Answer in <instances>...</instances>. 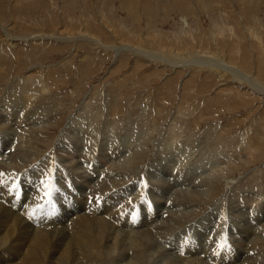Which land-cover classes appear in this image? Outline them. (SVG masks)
I'll use <instances>...</instances> for the list:
<instances>
[{
  "label": "rangeland",
  "instance_id": "374dc122",
  "mask_svg": "<svg viewBox=\"0 0 264 264\" xmlns=\"http://www.w3.org/2000/svg\"><path fill=\"white\" fill-rule=\"evenodd\" d=\"M184 16L188 21H183ZM0 21L17 39L13 38L16 44L8 51L5 27L0 24V104H11L12 98L5 96L29 75L53 82L45 94L34 96L27 108L38 110L30 114L32 120L21 122L22 127L34 123V134L27 144L32 156L22 173L16 168L10 175L14 194L20 188L31 202L27 203L30 221L41 217L37 207L51 206L43 212L48 224L43 229L55 231V237L48 239L46 253L52 262L47 264H57L56 254L64 247H60L61 231H74L67 217L78 207L76 194L81 200L88 199L91 189L83 193L81 187L87 189L92 184L96 197L107 194L103 187L128 192L130 216L140 214L142 218V212L153 207L158 214L152 220L156 225L168 210L189 217L200 208L182 227L152 240V247H156L147 252L152 254L148 264H163L159 253L169 252L172 240L180 243L182 237L186 238L183 242L195 238L205 250L215 248V244L220 247L222 242V246H230L236 237H244L257 222L264 221V93L224 68L213 70L206 64L188 63L189 58L201 59L204 53L219 51L244 76L264 83V0H0ZM79 27L103 41L83 40ZM122 38L130 45H120ZM127 46L135 50L121 49ZM156 55L172 62L153 59ZM47 74L54 76L55 82ZM86 103L100 110L96 119L79 118ZM16 111L26 118V109ZM173 125H179L180 137L175 141L169 138L168 129ZM6 134L0 132V136ZM248 138L256 142L251 156L243 153ZM113 148L118 151L115 159L108 156L98 161L99 151ZM63 150L92 156L80 159L86 175L66 169L62 160L70 164ZM35 157L40 159L37 165ZM41 160L47 165L39 168ZM174 163L179 166L169 171ZM162 168L173 175L162 173ZM182 169L191 174L179 175ZM92 170L94 175H90ZM209 178L219 179L224 187L218 198H209V204L194 209L178 206L181 196L201 192ZM234 190L239 191L235 194ZM137 203L140 210H135ZM90 205L85 216L99 215V209ZM164 205L171 206L167 209ZM148 222L141 223L140 229L148 228ZM228 236L232 243L225 239ZM13 245L11 242L10 249ZM111 254L113 259L103 264H129L130 257L118 249ZM17 257L5 264L18 263L22 255Z\"/></svg>",
  "mask_w": 264,
  "mask_h": 264
},
{
  "label": "bare ground",
  "instance_id": "6f19581e",
  "mask_svg": "<svg viewBox=\"0 0 264 264\" xmlns=\"http://www.w3.org/2000/svg\"><path fill=\"white\" fill-rule=\"evenodd\" d=\"M246 2H249V1H246ZM252 8H253V6H252ZM182 19H183V21H188V18L185 16ZM0 24L3 25V22L0 21ZM81 26H83V25H81ZM3 27H5V26L3 25ZM10 28H11V26H10ZM110 28H113V27H110ZM7 30L8 29L5 27V31H6L5 33H6L7 40H8L7 49H8V51H10L11 46L13 44H16V43H13L14 42L13 38L15 39V37L12 36L10 33H8L9 31L7 32ZM80 30L82 33L81 38H83V40H84V38L85 39L87 38L88 40H91V41L92 40L99 41V42L103 41L101 39V37L94 35L93 33L89 34L88 30H85L82 28H80ZM69 32H71V31H69ZM72 32H73V30H72ZM58 34L60 35L59 31H58ZM33 36H35V35H33ZM23 37H24V39H27L26 35H24ZM74 37H75V35H74ZM74 37H72V39H74ZM22 38H19L18 40H22ZM57 38H59V37H57ZM64 38L70 39V37H64ZM75 38L77 39V37H75ZM78 38H79V36H78ZM28 39L30 40L32 38H30V36H29ZM37 39L38 38H35V40H37ZM15 40H17V39H15ZM125 42H126V38L125 39L122 38V42L120 43V45H123V44L130 45V44H128V42H126V43ZM95 43H97V42H95ZM138 46H139V44H138ZM0 49H1V47H0ZM121 49L122 50L128 49V50H132V51L135 50L131 46L130 47L127 46L125 48L121 47ZM121 49H119V50H121ZM191 55H192V53H191ZM160 56L161 55H156V56H152V58L153 59H159L160 61H164V62H168V63L172 62V61H167V60H165L164 57H162V56L160 57ZM188 61H187L188 63H192V64H198V65L206 64V66L213 68V70H216L219 67H221V69L224 68V69L228 70L229 72L233 73L234 75H236L240 78H243L246 81H249L254 88H256L259 92L264 93L263 81H260L257 83V81L253 80L252 78H249L250 76L249 77L247 75L244 76V74L240 70L235 69L234 66L229 65V64H231V63H227L229 60H226L223 57V55L219 53V51H217V52L211 51V52H208L207 54L204 53V54H202L201 59H193L192 60L191 58H189ZM224 63H227L228 66ZM233 65H235V64L233 63ZM163 66H165V64H163ZM229 66H231L232 68ZM2 69L3 68L0 67V72ZM224 69H223V71H224ZM218 70H220V69H218ZM48 75L49 74H47V76ZM215 75H217V72ZM48 77H51V76H48ZM51 79L54 81V76H52ZM0 82H1V80H0ZM52 83L53 82L50 79H42V78L37 79V78L29 75V76L25 77L24 79H22L21 82L19 81L18 84L16 86H14L13 89L10 92H8L7 95L5 96L6 98H12L11 99L12 102H9L11 104H7L6 103L7 101L6 102L4 101V103H2V105L0 104L1 105V109H0V132H2V133L8 132V134H6L5 136H0V263H3V264H5L8 260L14 261L15 260L14 258L17 257L18 254L22 255V257L20 258L18 263H17V261H15L16 263H14V264H47V262H49V261L52 262V260H49V256L46 253V249H47V247L49 248L48 239L52 235L55 234L54 233L55 231L45 230V228L43 229L44 225H48L47 219L44 216L43 212L44 211H50L51 206H50V208H47V209L37 207L38 208L37 213L39 215H41V217H37V219H35L34 221H30L29 220L30 217L28 215L30 214L31 211H29V205H27V203L30 201H26V199L24 197L26 195L24 194L25 191L23 190V188H22L23 192H21L19 190L20 189L19 188L18 191L16 192V194H14V191H13L14 186L11 187V185H13V183H14V181L12 180L13 177L10 178V175H13V171H11V169L16 170V168L17 169L20 168L19 172L23 171L25 169L26 165H28L27 164L29 162L28 157L32 156V154H30V152H29L27 144H28L29 139L32 137V134H34L33 133L34 127L31 125L34 123L30 122L27 126L22 127L23 125L21 122L32 120L33 117L30 114L36 113L37 108H34L33 110H31V109L27 110V108L28 107L30 108V105H31V102L33 101L34 96L37 97V95H40L42 93L45 94L44 91L46 89H48L52 85ZM48 91L49 90H47L46 92H48ZM86 104H87L86 106L82 105V108H81L82 110L79 113L80 117L79 116L78 117L82 118V119L85 118L87 120H89L90 118H92V120L96 119L99 116L100 110H97L96 107H93L91 105H89L90 107H88V103H86ZM20 107L26 109V118H25V115H21L20 113H18L16 111ZM102 110H104V109H102ZM116 110H117V108H116ZM37 112H38V110H37ZM113 112H114V110H113ZM10 122H11V124H10ZM48 124H50V123H48ZM16 125H17V127H16ZM116 127H117V125H116ZM176 128H179V125L178 126L173 125L170 127V129H168L171 131L169 138L172 141H175L176 139H178L180 137L178 134V129H176ZM181 128H182V126H180V129ZM10 135H12V137ZM9 136L11 138H9ZM17 139H18V141H20V143L14 144L13 141L17 140ZM41 141L46 142L47 140H46V138H41ZM127 141H128V139H127ZM247 142H248V144L243 149V153L246 156H251L253 154L252 152L256 148V142L254 140L252 141L250 138H248ZM95 148H97V147H95ZM62 154L64 157L69 159L67 163L70 165H67L66 163H64V160H62V162H63L62 164L66 167V169L69 172H71L75 175H83V176L86 175V174H84L85 170L82 169V164H81L80 159H81V157L84 160L91 159L92 158L91 155H89L88 157H86V155H84L83 153H80L78 155V154H76V152L74 150H69V151L63 150ZM108 156L110 157V160L115 159L118 156V151L114 148H113V150L111 149V151H107V150L99 151L98 161L101 162L103 159H105ZM182 156H184V155H182ZM35 159H36L35 165H37V162H40V159H38L37 157H35ZM229 160H231L230 157H229ZM41 162H42V160H41ZM46 165L47 164L43 163V162H42V164L41 163L38 164L39 168L45 167ZM175 166L178 167L179 166L178 163L177 164L174 163L173 166L171 167L172 169L169 171H173V169H175L174 168ZM116 168L118 170H121V171L124 170V169H121V166H117ZM182 170L180 171V174H179L181 176H185V174H187V173H189L188 175L191 174V172H189V171H184V170L182 171ZM233 170H234V168H233ZM167 171H168V168H164V170L162 168L161 172L167 173L168 175H173V174L169 173V171L168 172ZM123 172H121V173H123ZM94 173L95 172L92 170V173L90 175H94ZM108 173L106 172V174H108ZM252 173H254V172H252ZM230 174H232V172ZM163 180H164L163 182H166L165 179H163ZM87 181H88V179H87ZM103 184L109 185V183H105V182H103ZM93 185L94 184H92V186H88L87 189H84L83 186L81 187V190L83 193L87 192L88 189H91V190H89V193L92 194V196H89L88 199L81 200V198H82L81 195L78 194L79 195L78 196L76 194V202H77L78 207H76V211H72L71 214L68 215V217H67V220H69L73 224L74 231L73 230L72 231L70 230L69 232H67L66 230L61 231L60 237H62L61 238L62 243H61L60 247H62V246H64V247L61 249V251L59 250L58 254H56L57 258L55 261H57V264H69L70 261L74 262L75 260H77V262L75 261L76 263H74V264H85V261L88 264H103L105 260L113 259L111 256L112 255L111 253L113 251H115V249L116 250L118 249V251L123 253L124 256L130 257L129 264H148V263H150L149 259L152 258V254L147 255V252L156 247V245L154 247H152L153 246L152 240L157 235H160L162 233L164 234V233L169 232V231H171L175 228H178V227H182L191 215H195L200 210V208L194 210L191 213V215H189V217H185V213L183 211H181L182 214L184 213L183 215H177L176 214L177 212L175 213V211H174L172 213V212H170V210H168L166 212V215L156 225V224H152L154 222L152 220L156 216H158L157 212L152 209L153 207L152 208L147 207L146 211L142 212V214H143L142 218H141L140 214H138V216H135V214L133 216H130V214H129L130 213V211H129L130 206H128V204H127L128 201L126 200V197L129 195L128 192L125 193V191H123V189L122 190L118 189V190L113 191V190H110L109 187H103L104 191H107V194L96 197L95 191H94V190H96V188ZM32 188L33 187H31V190H32ZM151 188H152V186H151ZM223 188L224 187H223L222 183L219 181V179L211 180L209 178V180L203 182V185L201 186V192L199 190H195V191L190 192L189 194H185V195L181 196L179 198V200L177 201V203L179 204L178 206H180V207L191 206L194 209L195 207L197 208V206L201 207L202 203H208L209 204L211 201L210 200L211 198H213L215 196L217 198L219 197L218 195H220L222 193ZM151 190H153V189H151ZM238 191L239 190H234V193L236 194ZM240 194H242V192ZM14 196H16V198H17V199L15 198L16 200L14 199ZM30 196H32V194H30ZM241 197H243V196H241ZM258 197L259 196H257V194H256L254 197L255 200L253 202L256 203ZM247 198H250V197H247ZM59 199H61V197ZM7 200H9V201L7 202ZM62 201H63V199H62ZM175 201H174V203H175ZM76 202L74 200L73 204H75ZM137 202H139V200ZM89 205L91 207L93 206L94 208H97L103 212H100L98 210L99 215H94L92 212L94 217L85 216V214L87 212L86 208L89 207ZM136 205H138V207L135 210H137V209L140 210L139 204L137 203ZM171 205H164L163 207H166L168 209V206H171ZM11 206H13L15 209L12 208ZM77 208H80V209H77ZM63 209H66V207L65 208L63 207ZM33 210H35V208ZM81 210H82V215L80 214ZM37 213H36V215H37ZM257 213H259V212H257ZM48 214H50V212ZM72 215L77 216L76 221L74 220L75 216H72ZM34 217H35V214H34ZM32 218H33V216H32ZM110 221H113L114 223L119 224L120 228L126 230V232L119 231V229L116 228L113 223L111 224ZM135 221H138L139 224L135 225ZM147 221H149L147 223L148 228L140 229V224L141 223L145 224ZM251 229H250L251 232H246L245 233L246 235L244 237H243V235H239V238L236 237L235 242H233V244H231L232 243L231 240H233V239H230L231 236H228L227 238H225V239H227V241H228V239L230 240V241H228V242H231L230 246H228V245L222 246L223 242L221 243V241H220V243H221L220 247H217L215 244V248L210 247V248H207L206 250L200 249L202 245L200 246L199 241L196 240L195 238L193 240L190 239L186 242H183L182 240H184L186 238L182 237L180 243L178 242L179 239L177 241L172 240V244H171L172 248L170 249V251L159 253V255L162 257L160 260L164 259L163 264H167V263H169V264H220V262H223V264H259V263L264 264V221L261 223L257 222V225ZM63 233H66V234H63ZM67 233H69V234H67ZM71 233H73V234H71ZM176 233H178V231ZM220 234H222V232ZM30 235H31L32 239L30 238ZM53 237H55V235ZM16 241H18V242H16ZM192 241H194V242H192ZM249 241H251L250 247H248ZM11 242L14 245L10 249V243ZM182 242L184 244H182ZM224 242H225V240H224ZM204 246H206V245L204 244ZM232 247H233V249H231ZM24 249L26 251H23ZM171 250H173V252H171ZM179 251H180V253L178 254ZM106 252H107V254H105ZM48 254H49V250H48ZM118 256L119 255H117V256L114 255V257H116L115 260H118V261L121 260L122 261L121 258H117ZM17 258H19V257H17ZM212 260L214 262L211 263Z\"/></svg>",
  "mask_w": 264,
  "mask_h": 264
}]
</instances>
